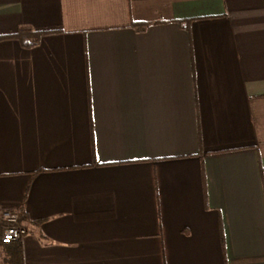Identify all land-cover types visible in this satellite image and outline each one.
Instances as JSON below:
<instances>
[{"label": "crops", "instance_id": "obj_1", "mask_svg": "<svg viewBox=\"0 0 264 264\" xmlns=\"http://www.w3.org/2000/svg\"><path fill=\"white\" fill-rule=\"evenodd\" d=\"M3 210L0 264H264V0H0Z\"/></svg>", "mask_w": 264, "mask_h": 264}, {"label": "built area", "instance_id": "obj_2", "mask_svg": "<svg viewBox=\"0 0 264 264\" xmlns=\"http://www.w3.org/2000/svg\"><path fill=\"white\" fill-rule=\"evenodd\" d=\"M0 218L3 221L0 238L2 244L17 242L28 232L27 228L20 225L17 210H3Z\"/></svg>", "mask_w": 264, "mask_h": 264}]
</instances>
